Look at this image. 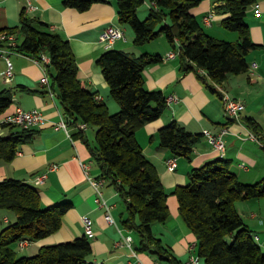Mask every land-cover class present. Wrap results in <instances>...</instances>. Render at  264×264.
<instances>
[{"label":"trees","instance_id":"trees-1","mask_svg":"<svg viewBox=\"0 0 264 264\" xmlns=\"http://www.w3.org/2000/svg\"><path fill=\"white\" fill-rule=\"evenodd\" d=\"M148 1L150 15L145 20L139 18L138 11L147 0L117 3L119 23L134 31L136 46L164 36L177 53L183 72L193 71L203 80L210 77L217 85H224L231 76L249 73L247 56L257 45L250 37L246 17L249 8L260 0H223L224 5L219 7L228 15L223 20L224 28L240 34L238 43L215 39L204 31L194 15L199 0ZM91 4L90 0L66 1V5L80 11L88 10ZM38 24L34 26V21L23 15L19 25L7 31L17 37L13 49L35 58L42 54L50 56L51 64L46 67L51 87L73 129L72 137L88 147L100 169L98 179H105L125 205L121 225L139 236L137 251L155 255L163 264H184L153 232L154 224H165L171 216V195L137 140V133L159 120L168 108L165 95L148 90L144 79L146 69L162 63L164 58L149 54L134 57L110 49L98 60L111 96L120 105V110L113 114L106 103L96 99L97 93L84 86L70 42L50 31L48 24ZM8 42H0V48L9 47ZM12 99L9 91L0 93V115L10 108ZM248 125L261 134L256 121L248 120ZM12 127L18 131L0 138V161H13L20 146L35 136L34 130ZM88 127L97 129L95 143L89 140ZM159 136L161 148L187 160L192 159L203 137L190 133L177 121L162 128ZM172 195L178 200L180 217L198 242V255L204 264H264V251L237 209L239 202L264 197V180L244 184L230 170L228 161L216 160L194 169L189 183L176 188ZM0 209L17 217L0 232V264H97L92 260L88 236L44 246L34 256H17L16 247L21 241L38 242L59 232L72 204L44 208L37 186L6 179L0 182Z\"/></svg>","mask_w":264,"mask_h":264},{"label":"crops","instance_id":"crops-1","mask_svg":"<svg viewBox=\"0 0 264 264\" xmlns=\"http://www.w3.org/2000/svg\"><path fill=\"white\" fill-rule=\"evenodd\" d=\"M66 1L0 0V36L8 35L9 29L19 25L23 15L31 18L36 27L39 22L48 24L50 31L61 34L70 42L84 86L101 96L113 114L120 110V105L111 96L109 84L98 66V60L110 50L101 43L105 30L115 26L125 32V39L118 41L111 48L113 50L124 51L134 57L149 54L164 58L162 63L146 69L145 85L150 91H161L167 98V103L169 98L176 100L168 103L167 110L159 120L147 124L137 133V140L145 157L156 167L166 191L171 195V216L165 224H154L153 232L181 262L189 264L193 257H199L198 242L180 217L178 200L172 195L176 188L189 183L190 173L194 169L216 160L228 161L230 170L244 184L253 185L264 180V0L250 7L246 17L250 37L257 45L247 56L249 73L231 76L224 85L215 84L210 77L203 80L193 71L183 72L179 57L167 60L168 54L173 50L164 36L141 47L136 46L135 34L129 31V27L119 23L118 0H90L92 4L86 11L66 5ZM199 1L194 15L204 31L215 39L238 43L240 34L224 28L223 20L228 15L219 10L224 5L223 0ZM144 6L148 10L144 15L147 19L151 2L147 0ZM212 12H215V17L210 24H206L205 18ZM139 13L138 11V16ZM8 44L10 45L9 42ZM2 49L7 53L0 57V93L9 91L13 103L0 115V138H8L18 131V128L6 124L5 120L19 107L26 111L40 110L46 117L47 124L33 129L34 138L20 146L13 161H0V182L16 179L37 186L44 208L66 202L72 204L59 232L38 242H31L24 250L17 246V256H34L44 246L71 242L87 236L83 219L89 217L93 222L94 236L89 239L93 250L92 260L95 263L157 262L155 255L137 251L140 245L139 236L134 231L125 230L121 225L125 205L107 185L103 192L113 208L112 216L116 224H110L106 220V211L98 205L97 190L89 180L100 177L99 166L93 160L88 147L81 140L72 137V128L69 132L57 129L64 121V109L59 96L52 97L50 87L41 84L44 67L37 63L38 58L19 54L11 46ZM9 61L14 66V77L11 80L5 78ZM217 86H222L231 97L246 105L239 121L226 117L223 95ZM248 120L258 123L260 135L250 128ZM173 121H177L192 134L203 135L194 149L192 159L179 158V166L175 171L168 168V161L174 155L170 150L160 147L159 136L160 130ZM224 129L228 133L224 136L226 153L222 154L211 146L203 133L209 130L219 134ZM87 133L93 143L97 129L88 127ZM82 162L89 165V175L86 174ZM55 166L56 170L49 172ZM45 172H48L46 182L36 185L35 178ZM237 209L264 251V197L239 202ZM16 219L13 212L0 209V232ZM127 236L133 238L131 247L126 242ZM201 263L204 264L203 261Z\"/></svg>","mask_w":264,"mask_h":264},{"label":"built area","instance_id":"built-area-1","mask_svg":"<svg viewBox=\"0 0 264 264\" xmlns=\"http://www.w3.org/2000/svg\"><path fill=\"white\" fill-rule=\"evenodd\" d=\"M152 6L155 8V4H152ZM259 13V12H258ZM215 17V12H212L205 18L206 24H210ZM125 39V32L119 27L110 26L108 27L105 32L101 36V43H103L107 49H111L118 41ZM3 40H8L10 43L11 48H14L16 46V40L17 37L15 35H5L0 36V42ZM7 51L0 48V57L5 56ZM177 57V53L172 52L168 54L167 60H172ZM38 64H41L44 67V76L41 80V84L45 87H50V93L52 97L56 98L58 94L52 90L51 85V78L48 75L47 65L51 64V58L46 55L42 54L40 58L36 59ZM14 66L12 62H8V69L5 72V78L7 80H11L14 77ZM200 74H206L204 70H199ZM217 89L221 92L223 95V101H224V110L225 115L230 120H237L239 121L242 117L243 112L246 110V105L237 99H234L231 97L228 92L222 87L217 86ZM97 100L102 101L101 96L96 97ZM175 98H169L168 103H172L175 101ZM5 123L11 126H18L24 130H33L36 127L44 126L47 124L46 117L40 110H32V111H26L22 108H17L16 112L7 117L5 120ZM86 128V126H84ZM57 129H64L69 132L70 124L65 116L64 121L61 122ZM228 133L227 129L222 130L219 134H214L209 130L204 131V136L208 138L209 143L211 146L221 152L222 154L226 153V143L224 140V136ZM254 138V137H253ZM82 166L86 172L87 175H89L90 167L86 163L82 162ZM179 166V158L177 156H174L168 161V168L171 171H175L178 169ZM55 167H51L50 171L56 170ZM48 179V172H45L35 178V184L36 185H42L46 182ZM91 184L96 188L97 190V203L100 206V208H103L106 211V220L110 224H116V221L114 217L112 216V206L109 204L108 200L106 199L103 188L106 186V180L105 179H91L89 178ZM86 234L88 237H93V222L89 217H84L83 219ZM257 239V238H256ZM126 242H128L129 246L131 247V244L133 242V238L131 236L126 237ZM31 242L28 240L21 241L18 245L20 250L26 249ZM154 264H163L162 262H155ZM190 264H202L201 259L199 257H193L191 259Z\"/></svg>","mask_w":264,"mask_h":264},{"label":"rangeland","instance_id":"rangeland-1","mask_svg":"<svg viewBox=\"0 0 264 264\" xmlns=\"http://www.w3.org/2000/svg\"><path fill=\"white\" fill-rule=\"evenodd\" d=\"M139 17L140 19H145L144 18V15L148 12L147 8L144 6V7H141L140 10H139ZM130 32L134 33V31L132 29L129 30ZM95 129V128H94ZM93 142L95 143V139L93 140Z\"/></svg>","mask_w":264,"mask_h":264}]
</instances>
